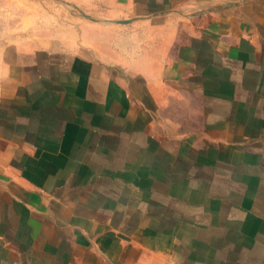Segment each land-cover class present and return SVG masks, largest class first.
I'll use <instances>...</instances> for the list:
<instances>
[{
	"label": "crops",
	"instance_id": "crops-1",
	"mask_svg": "<svg viewBox=\"0 0 264 264\" xmlns=\"http://www.w3.org/2000/svg\"><path fill=\"white\" fill-rule=\"evenodd\" d=\"M65 1L0 47V264H264V0Z\"/></svg>",
	"mask_w": 264,
	"mask_h": 264
},
{
	"label": "rangeland",
	"instance_id": "rangeland-1",
	"mask_svg": "<svg viewBox=\"0 0 264 264\" xmlns=\"http://www.w3.org/2000/svg\"><path fill=\"white\" fill-rule=\"evenodd\" d=\"M41 1L42 0H0V47L29 49L30 31L37 25H46L47 27H53V25H55L53 30L69 35L71 32L69 26L74 24L72 22L53 21L48 23L30 21V17H35L31 14L36 15L37 13H41L45 11V7H48V9L59 14L61 17H65L66 19L71 18L75 20V22L80 16H87V13L81 11L76 6L70 5L66 1L64 2V0H48L51 2L48 6L41 5ZM38 28L40 27L38 26ZM30 56L29 53H0V66L3 62L5 63V68L0 67V77L10 76L13 69L10 68L12 63L19 61L26 62Z\"/></svg>",
	"mask_w": 264,
	"mask_h": 264
}]
</instances>
